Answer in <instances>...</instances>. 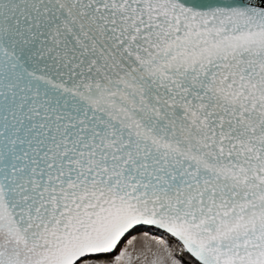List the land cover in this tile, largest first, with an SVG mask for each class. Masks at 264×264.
<instances>
[{"label":"snow or ice","instance_id":"snow-or-ice-1","mask_svg":"<svg viewBox=\"0 0 264 264\" xmlns=\"http://www.w3.org/2000/svg\"><path fill=\"white\" fill-rule=\"evenodd\" d=\"M0 264H264V0H0Z\"/></svg>","mask_w":264,"mask_h":264}]
</instances>
